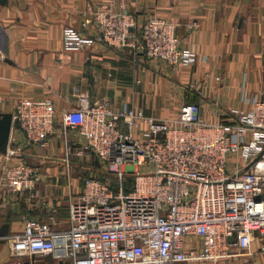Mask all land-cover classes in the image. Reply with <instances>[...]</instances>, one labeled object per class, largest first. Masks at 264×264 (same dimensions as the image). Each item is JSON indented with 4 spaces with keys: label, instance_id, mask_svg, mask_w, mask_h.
Returning <instances> with one entry per match:
<instances>
[{
    "label": "built area",
    "instance_id": "obj_1",
    "mask_svg": "<svg viewBox=\"0 0 264 264\" xmlns=\"http://www.w3.org/2000/svg\"><path fill=\"white\" fill-rule=\"evenodd\" d=\"M90 23L92 34L82 30ZM80 25L63 26L64 48L104 42L169 64L195 59L191 47L179 45L175 24L159 15L138 23L123 8L105 7ZM241 99L248 107L231 109L232 122H223L201 118L195 102L157 118L79 92L62 122L76 128L78 151L87 148L114 180L85 176L78 192L68 195L64 228L25 218L8 238L11 264H19L22 253H50L70 264H168L247 250L255 231L264 234V98L254 93ZM11 117L29 143L43 144L53 123L52 101L19 97ZM15 152H0V184L33 189V166L9 159Z\"/></svg>",
    "mask_w": 264,
    "mask_h": 264
},
{
    "label": "crops",
    "instance_id": "obj_2",
    "mask_svg": "<svg viewBox=\"0 0 264 264\" xmlns=\"http://www.w3.org/2000/svg\"><path fill=\"white\" fill-rule=\"evenodd\" d=\"M105 7L123 8L138 23L149 14L172 21L179 45L194 50V61L169 64L104 42L62 46L64 25L81 28L85 15ZM82 30L92 34L94 25ZM79 92L89 101L138 106L157 118L176 114L182 102H195L201 118L232 122L231 109L248 107L241 94L264 98V0H0V110L12 112L19 97H48L54 109L43 144L29 143L11 124L8 148L21 150L30 163L21 160L33 166L34 182L22 191L0 184V264H11L8 238L25 218L46 220L54 229L67 226L68 195L81 185L75 168L91 170L90 159H96L87 148L78 151L76 128L62 122ZM260 244L264 234L255 231L247 250L168 264H264ZM17 258L19 264H70L50 253Z\"/></svg>",
    "mask_w": 264,
    "mask_h": 264
},
{
    "label": "rangeland",
    "instance_id": "obj_3",
    "mask_svg": "<svg viewBox=\"0 0 264 264\" xmlns=\"http://www.w3.org/2000/svg\"><path fill=\"white\" fill-rule=\"evenodd\" d=\"M19 150V149H18ZM9 159L11 160H21L23 159L21 157V150L17 151V154H13ZM25 160V159H23ZM26 162L30 163L28 160H25ZM90 163L93 165V168L88 169V168H75V172L77 174H79L81 177L82 176H88V175H100L102 176L103 178H107L109 180H114V178L112 177V172L111 170H109L108 168H106L105 166H103L100 162H98L97 160L91 158L90 159ZM0 168H1V164H0ZM70 170V173L71 171H74L73 169H69ZM132 182V178L131 177H128L126 180H125V185L127 186H130Z\"/></svg>",
    "mask_w": 264,
    "mask_h": 264
},
{
    "label": "water",
    "instance_id": "obj_4",
    "mask_svg": "<svg viewBox=\"0 0 264 264\" xmlns=\"http://www.w3.org/2000/svg\"><path fill=\"white\" fill-rule=\"evenodd\" d=\"M12 124V117L10 111L0 110V152L7 151L9 132ZM5 231V223L0 226V234Z\"/></svg>",
    "mask_w": 264,
    "mask_h": 264
},
{
    "label": "trees",
    "instance_id": "obj_5",
    "mask_svg": "<svg viewBox=\"0 0 264 264\" xmlns=\"http://www.w3.org/2000/svg\"><path fill=\"white\" fill-rule=\"evenodd\" d=\"M95 160H96V159H95ZM85 176H86V175H85ZM85 176H82V177H81V182H82V179H83ZM97 177L103 178V177L100 176V175H97Z\"/></svg>",
    "mask_w": 264,
    "mask_h": 264
}]
</instances>
